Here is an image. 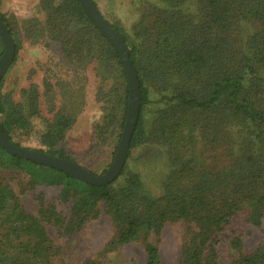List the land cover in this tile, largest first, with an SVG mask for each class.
Listing matches in <instances>:
<instances>
[{
  "label": "trees",
  "instance_id": "obj_1",
  "mask_svg": "<svg viewBox=\"0 0 264 264\" xmlns=\"http://www.w3.org/2000/svg\"><path fill=\"white\" fill-rule=\"evenodd\" d=\"M91 1L105 19L97 2ZM42 3L46 20L57 30L49 35L52 40L65 47L62 38L66 36L61 38L57 32L69 35L71 40H76L73 35L88 33L87 41L82 42L87 44L92 61L118 65L125 82L123 93H117V85L105 93L114 96V101L104 107L106 113L96 129L106 124L122 130L128 81L116 49L78 0ZM152 10L153 20L136 27L132 36L119 22L105 19L124 42L139 84V112L127 158L147 139L167 150L173 168L164 183L166 209L172 219L192 220L196 225L194 234L182 244V258L186 264H216L217 232L230 227L244 210L249 222L260 226L264 212V0H156ZM0 18L13 37L15 61L19 47L16 30L1 11ZM246 25L257 28L247 33ZM24 31L28 38L35 36L34 27ZM2 50L0 40V55ZM36 94L28 96V112L23 104L13 103L10 95L0 93V121L10 141V132L28 125L29 116L38 113ZM151 103L162 107L157 109L146 134L143 112L144 106ZM68 124L69 119L62 115L46 122L40 138L47 141V148L36 150L71 159L63 143ZM213 151H220L221 156L212 155ZM219 157L222 162L218 166L211 164ZM127 158L119 176L125 172ZM2 166L26 171L33 182L61 185L60 198L72 200L79 223L93 214L99 202H106L108 213L120 223L116 244L137 238L140 224L119 206L109 190L111 183L88 184L12 156L0 146ZM13 199L10 186L0 181V213L9 210L7 218L15 213L10 203ZM158 215L166 217L165 212ZM12 222L15 227L9 233L20 230L30 242L13 243L8 234H1L0 264H43L51 247L45 243L47 237L40 220L19 210ZM241 243L239 234L232 237V246L239 248ZM144 248L146 264H160L158 249L148 243ZM83 264L95 262L86 260ZM232 264H264V241L253 251L239 255Z\"/></svg>",
  "mask_w": 264,
  "mask_h": 264
},
{
  "label": "rangeland",
  "instance_id": "obj_2",
  "mask_svg": "<svg viewBox=\"0 0 264 264\" xmlns=\"http://www.w3.org/2000/svg\"><path fill=\"white\" fill-rule=\"evenodd\" d=\"M42 1L0 0V11L14 26L15 40L19 43L15 61L2 77L0 93L10 95L13 103L23 104L28 112L31 109L26 104H30L31 92L37 93L38 101V113L34 111L29 116L28 125L10 132L12 140L22 147L45 150L47 141L40 138L47 128L45 123L62 115L69 119L63 142L68 155L89 172L100 175L109 167L123 130L106 124L96 129L106 113L104 107L114 101V96L104 95L115 85L119 87L117 93H123L125 82L116 63L92 61L87 44L82 42L87 41V32L73 35L76 40L57 32L61 38L66 36L62 38L67 43L65 47L52 40L49 35L57 30L46 20ZM95 1L105 19L119 22L130 36L136 27L153 20L156 0ZM140 22L143 24L136 26ZM26 27H34L33 38L25 35ZM255 28L256 25H246L247 33ZM161 107L154 103L144 106L146 134ZM211 154L221 156L220 151ZM220 162L221 157L211 164L218 166ZM172 168L167 150L147 139L131 151L125 172L111 182L109 190L117 197L119 206L140 224L137 238L124 245L116 244L120 223L112 219L106 202H99L93 214L79 223L72 200L60 198L61 185L33 182L26 171L5 166L0 167V181L14 193L10 203L15 213L21 210L40 220L47 237L45 243L51 247L43 264H83L86 260L95 264H146L145 243L158 249L160 264H186L182 244L194 234L196 225L195 221L169 216L163 198L164 183ZM160 212H165L166 217L160 218ZM8 214L9 210L0 213V235L8 234L13 243L30 242L20 230L9 233L15 225L14 215L7 218ZM230 227L216 234L213 257L216 264H232L239 255L253 251L264 241V212L260 226L251 224L244 210ZM237 234L242 242L239 248L231 244Z\"/></svg>",
  "mask_w": 264,
  "mask_h": 264
},
{
  "label": "water",
  "instance_id": "obj_3",
  "mask_svg": "<svg viewBox=\"0 0 264 264\" xmlns=\"http://www.w3.org/2000/svg\"><path fill=\"white\" fill-rule=\"evenodd\" d=\"M85 14L97 26L101 34L114 46L124 66L128 81L127 112L123 130L109 167L100 175L93 174L72 159L60 158L40 150L30 149L14 144L4 133L0 121V146L8 154L38 165L51 167L64 174L93 185H107L120 174L129 152V143L137 122L139 112V84L129 60L127 48L109 23L100 15L91 0H78ZM0 40L3 50L0 55V81L15 55V44L5 23L0 18Z\"/></svg>",
  "mask_w": 264,
  "mask_h": 264
}]
</instances>
